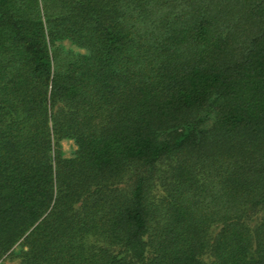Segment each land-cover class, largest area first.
<instances>
[{
    "label": "trees",
    "instance_id": "trees-1",
    "mask_svg": "<svg viewBox=\"0 0 264 264\" xmlns=\"http://www.w3.org/2000/svg\"><path fill=\"white\" fill-rule=\"evenodd\" d=\"M0 264H264V0H0Z\"/></svg>",
    "mask_w": 264,
    "mask_h": 264
},
{
    "label": "rangeland",
    "instance_id": "rangeland-1",
    "mask_svg": "<svg viewBox=\"0 0 264 264\" xmlns=\"http://www.w3.org/2000/svg\"><path fill=\"white\" fill-rule=\"evenodd\" d=\"M64 146L67 147L68 146V142L67 141H64Z\"/></svg>",
    "mask_w": 264,
    "mask_h": 264
}]
</instances>
